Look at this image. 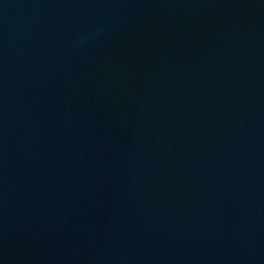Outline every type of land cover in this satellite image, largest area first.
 Returning <instances> with one entry per match:
<instances>
[{"label": "water", "instance_id": "obj_1", "mask_svg": "<svg viewBox=\"0 0 264 264\" xmlns=\"http://www.w3.org/2000/svg\"><path fill=\"white\" fill-rule=\"evenodd\" d=\"M0 264H264V0H0Z\"/></svg>", "mask_w": 264, "mask_h": 264}]
</instances>
